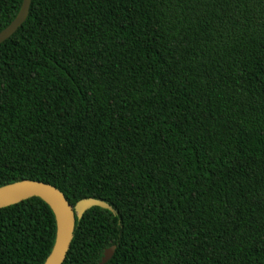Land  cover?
<instances>
[{"label": "trees", "instance_id": "trees-1", "mask_svg": "<svg viewBox=\"0 0 264 264\" xmlns=\"http://www.w3.org/2000/svg\"><path fill=\"white\" fill-rule=\"evenodd\" d=\"M25 179L112 207L63 264H264V0H32L0 43V188ZM57 229L41 197L0 207V264Z\"/></svg>", "mask_w": 264, "mask_h": 264}, {"label": "water", "instance_id": "water-1", "mask_svg": "<svg viewBox=\"0 0 264 264\" xmlns=\"http://www.w3.org/2000/svg\"><path fill=\"white\" fill-rule=\"evenodd\" d=\"M31 1H22L16 17L7 27L0 31V43L13 35L25 22L29 15ZM33 196L46 200L53 207L58 220L54 246L43 264H63L74 236L77 215L81 216L88 208L94 205L112 209L107 202L96 198H84L73 205L56 186L38 179H25L0 188V207L8 206ZM114 250L115 245L106 248L102 262L107 261L113 255Z\"/></svg>", "mask_w": 264, "mask_h": 264}, {"label": "bare ground", "instance_id": "bare-ground-1", "mask_svg": "<svg viewBox=\"0 0 264 264\" xmlns=\"http://www.w3.org/2000/svg\"><path fill=\"white\" fill-rule=\"evenodd\" d=\"M13 186V185H12ZM11 187V186H10ZM10 187H7V188H10Z\"/></svg>", "mask_w": 264, "mask_h": 264}]
</instances>
